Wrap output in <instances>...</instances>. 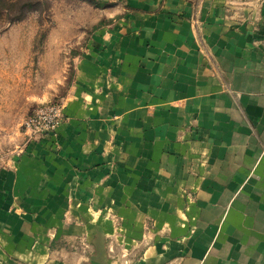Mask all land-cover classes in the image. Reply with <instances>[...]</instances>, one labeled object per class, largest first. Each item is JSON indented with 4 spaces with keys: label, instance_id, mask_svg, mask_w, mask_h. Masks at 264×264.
<instances>
[{
    "label": "crops",
    "instance_id": "crops-1",
    "mask_svg": "<svg viewBox=\"0 0 264 264\" xmlns=\"http://www.w3.org/2000/svg\"><path fill=\"white\" fill-rule=\"evenodd\" d=\"M122 1L0 162V264H264V0Z\"/></svg>",
    "mask_w": 264,
    "mask_h": 264
},
{
    "label": "rangeland",
    "instance_id": "rangeland-1",
    "mask_svg": "<svg viewBox=\"0 0 264 264\" xmlns=\"http://www.w3.org/2000/svg\"><path fill=\"white\" fill-rule=\"evenodd\" d=\"M39 1L15 19L17 0H0V162L26 141L27 116L62 100L91 34L125 10L122 0Z\"/></svg>",
    "mask_w": 264,
    "mask_h": 264
},
{
    "label": "built area",
    "instance_id": "built-area-1",
    "mask_svg": "<svg viewBox=\"0 0 264 264\" xmlns=\"http://www.w3.org/2000/svg\"><path fill=\"white\" fill-rule=\"evenodd\" d=\"M62 108L61 101H49L37 106L23 123L27 139L55 135L58 126L64 119Z\"/></svg>",
    "mask_w": 264,
    "mask_h": 264
},
{
    "label": "trees",
    "instance_id": "trees-1",
    "mask_svg": "<svg viewBox=\"0 0 264 264\" xmlns=\"http://www.w3.org/2000/svg\"><path fill=\"white\" fill-rule=\"evenodd\" d=\"M39 2V0H17L18 11L16 15H14V18H22L27 11L35 9V6H37Z\"/></svg>",
    "mask_w": 264,
    "mask_h": 264
}]
</instances>
